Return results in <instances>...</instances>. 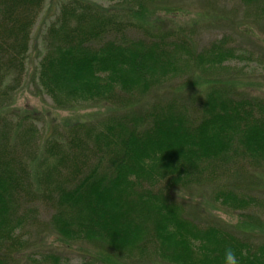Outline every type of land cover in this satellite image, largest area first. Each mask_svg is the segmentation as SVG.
<instances>
[{
  "label": "trees",
  "instance_id": "16d2710c",
  "mask_svg": "<svg viewBox=\"0 0 264 264\" xmlns=\"http://www.w3.org/2000/svg\"><path fill=\"white\" fill-rule=\"evenodd\" d=\"M54 1L0 0V264H19L23 210L38 202L58 236L94 248L82 264H222L226 247L264 264V241L249 234L264 229V98L242 87L246 50L228 35L199 47L195 26L159 18L172 0H59L38 93L59 109L112 112L44 132L14 102ZM238 1L264 27V0ZM205 188L240 212L239 232L186 214L176 192Z\"/></svg>",
  "mask_w": 264,
  "mask_h": 264
},
{
  "label": "rangeland",
  "instance_id": "374dc122",
  "mask_svg": "<svg viewBox=\"0 0 264 264\" xmlns=\"http://www.w3.org/2000/svg\"><path fill=\"white\" fill-rule=\"evenodd\" d=\"M58 1L55 0L53 6L45 8L33 32L27 70L14 102L17 108L40 114L39 126L44 132H50L54 125L66 128L76 121H96L112 112V107L104 103L59 109L48 96L38 93L40 90L35 86L34 73L42 54V30L55 20ZM92 1L101 3L99 0ZM159 18L173 26H195L199 30L196 38L199 47H205L214 39L228 35L230 42L246 50V56L249 57V60H242L237 65L246 71L241 79L242 87L251 97L264 98V27L245 21L238 0H172L167 10L159 13ZM175 195L188 211L186 214L190 213L201 223L214 222L239 232L234 228L241 219L240 212L228 210L213 202L209 188L194 191L181 189ZM23 212L29 222L20 232V241L24 244L15 255L19 264H56L52 256L57 257L61 264H82L98 256L94 248L84 243L68 242L58 236L50 225L52 210L45 203L26 206ZM249 234L256 241H264V229H252ZM135 264L162 263L154 261Z\"/></svg>",
  "mask_w": 264,
  "mask_h": 264
},
{
  "label": "clouds",
  "instance_id": "9594fccd",
  "mask_svg": "<svg viewBox=\"0 0 264 264\" xmlns=\"http://www.w3.org/2000/svg\"><path fill=\"white\" fill-rule=\"evenodd\" d=\"M222 264H241L240 256H238L237 251L234 248L226 247L224 249Z\"/></svg>",
  "mask_w": 264,
  "mask_h": 264
}]
</instances>
